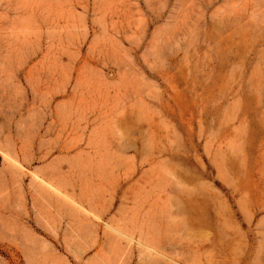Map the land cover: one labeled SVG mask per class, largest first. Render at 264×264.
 Masks as SVG:
<instances>
[{
	"label": "rangeland",
	"instance_id": "374dc122",
	"mask_svg": "<svg viewBox=\"0 0 264 264\" xmlns=\"http://www.w3.org/2000/svg\"><path fill=\"white\" fill-rule=\"evenodd\" d=\"M0 264H264V0H0Z\"/></svg>",
	"mask_w": 264,
	"mask_h": 264
}]
</instances>
